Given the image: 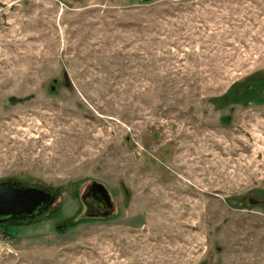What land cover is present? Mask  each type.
<instances>
[{
    "label": "rangeland",
    "instance_id": "rangeland-1",
    "mask_svg": "<svg viewBox=\"0 0 264 264\" xmlns=\"http://www.w3.org/2000/svg\"><path fill=\"white\" fill-rule=\"evenodd\" d=\"M6 180L0 264H264V0H0Z\"/></svg>",
    "mask_w": 264,
    "mask_h": 264
},
{
    "label": "water",
    "instance_id": "water-1",
    "mask_svg": "<svg viewBox=\"0 0 264 264\" xmlns=\"http://www.w3.org/2000/svg\"><path fill=\"white\" fill-rule=\"evenodd\" d=\"M65 84L71 86L69 76L65 73ZM100 186L111 199L108 189L105 185L95 182ZM124 192L128 190L124 187ZM58 193L45 187L21 184L16 180L0 181V223L34 220L44 215L57 200ZM250 205L263 203L249 197Z\"/></svg>",
    "mask_w": 264,
    "mask_h": 264
},
{
    "label": "flooded vegetation",
    "instance_id": "flooded-vegetation-1",
    "mask_svg": "<svg viewBox=\"0 0 264 264\" xmlns=\"http://www.w3.org/2000/svg\"><path fill=\"white\" fill-rule=\"evenodd\" d=\"M83 198L85 200V212L88 215L98 217V216H108L112 212L113 203L104 190L97 184H91L83 193ZM23 221H12V222H24ZM10 223V222H6ZM5 224V223H0Z\"/></svg>",
    "mask_w": 264,
    "mask_h": 264
}]
</instances>
